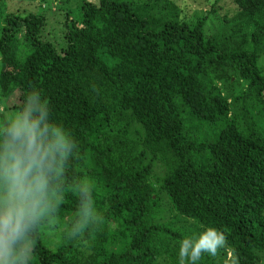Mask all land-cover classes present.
<instances>
[{
	"label": "trees",
	"instance_id": "16d2710c",
	"mask_svg": "<svg viewBox=\"0 0 264 264\" xmlns=\"http://www.w3.org/2000/svg\"><path fill=\"white\" fill-rule=\"evenodd\" d=\"M232 2L208 34L206 15L189 22L171 0H80L60 50L46 17L5 16L1 93L43 90L79 145L69 176L91 181L102 217L86 243L39 236L34 264L177 262L189 227L168 229V211L224 234L199 264H264V0ZM76 206L68 194L64 222Z\"/></svg>",
	"mask_w": 264,
	"mask_h": 264
},
{
	"label": "clouds",
	"instance_id": "9594fccd",
	"mask_svg": "<svg viewBox=\"0 0 264 264\" xmlns=\"http://www.w3.org/2000/svg\"><path fill=\"white\" fill-rule=\"evenodd\" d=\"M79 145L73 132L53 115L42 89L30 86L20 98L0 94V264H34L41 235L50 245L86 243L101 222L90 180L69 176ZM76 198L64 222L66 196ZM59 230V231H58ZM225 236L207 228L178 246V264H199L215 256Z\"/></svg>",
	"mask_w": 264,
	"mask_h": 264
},
{
	"label": "rangeland",
	"instance_id": "374dc122",
	"mask_svg": "<svg viewBox=\"0 0 264 264\" xmlns=\"http://www.w3.org/2000/svg\"><path fill=\"white\" fill-rule=\"evenodd\" d=\"M98 2L99 0H91ZM153 0H139L141 3H152ZM181 10V16L183 19L189 22H195L203 16H207L206 32L212 34L217 31L221 25L224 16L231 17L235 14L236 7L232 0H171ZM79 3L80 0H1L0 7V35L4 26V18L10 13H21V14H37L46 17L47 26L45 27L42 39L50 41L59 50L64 46V24L66 13H70L73 18H79ZM17 46L18 55H20L22 49L23 52L27 48V45L20 40ZM27 52V50H25ZM2 57L0 53V75L3 70ZM260 65L264 70V57L261 59ZM0 94L1 88H0ZM18 93L15 96L18 98ZM164 208L169 210L166 200L164 201ZM167 221L166 226L168 229L181 231V224L189 227L187 231V237L196 238V236L203 231V229L191 219L181 217L177 213H171L168 211L166 214ZM112 226V224H111ZM114 227V226H112ZM193 234V235H192ZM179 246V245H178ZM178 246L173 248L172 254L178 253ZM219 250V249H218ZM169 264H178L169 259Z\"/></svg>",
	"mask_w": 264,
	"mask_h": 264
}]
</instances>
